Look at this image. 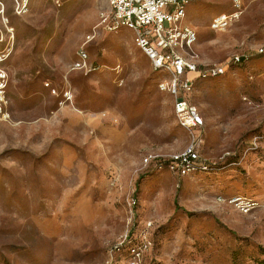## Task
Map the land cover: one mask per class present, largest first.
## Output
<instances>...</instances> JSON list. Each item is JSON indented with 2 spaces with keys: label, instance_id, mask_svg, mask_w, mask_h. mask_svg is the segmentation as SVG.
I'll list each match as a JSON object with an SVG mask.
<instances>
[{
  "label": "rangeland",
  "instance_id": "obj_1",
  "mask_svg": "<svg viewBox=\"0 0 264 264\" xmlns=\"http://www.w3.org/2000/svg\"><path fill=\"white\" fill-rule=\"evenodd\" d=\"M13 5L0 0V264H125L113 246L148 221L139 264L264 260V151L243 152L264 129V54L255 53L264 45V0H241L224 31L210 21L232 0L186 7L198 61L222 71L186 95L204 120L198 152L215 169L180 178L141 162L146 153L181 152L191 136L159 87L167 76L151 70L131 30L99 24L106 0H29L21 14ZM81 46L98 70L69 68ZM243 53L248 59L232 63ZM218 196L259 205L243 213Z\"/></svg>",
  "mask_w": 264,
  "mask_h": 264
},
{
  "label": "built area",
  "instance_id": "obj_2",
  "mask_svg": "<svg viewBox=\"0 0 264 264\" xmlns=\"http://www.w3.org/2000/svg\"><path fill=\"white\" fill-rule=\"evenodd\" d=\"M29 0H13L16 14L26 10ZM192 0H106L108 11L100 16L99 24L108 31L125 27L131 30L134 45L147 58L151 70L164 73L167 77L159 83L173 98V113L179 126L191 136L190 144L181 152L169 156L146 153L141 162L144 166L151 164L154 168L165 169L176 177L189 174L208 173L215 169V162L198 152L197 145L202 139L204 120L197 108L186 95L190 93L196 80L218 76L222 67L217 64H204L198 61L193 47L197 39L196 30L185 23L186 7ZM241 0H232V10L216 14L210 21V29L224 31L232 21L238 18ZM94 32L85 35L83 45L89 42ZM2 38L0 37V42ZM5 50V49H4ZM0 49V62L7 52ZM256 54H264V45L258 46ZM248 54H234L232 63L240 64L248 59ZM71 70L84 74L98 70L99 66L88 61L85 48L76 50L75 58L69 65ZM6 73L0 66V116L3 113L4 87ZM63 95L66 97L65 92ZM69 97H66V99ZM264 151V129L253 134L247 141L244 156L247 153ZM243 156V157H244ZM219 201H228L243 213L256 208L259 204L251 197L231 196ZM136 204L134 197L130 198V207ZM150 221L141 230L125 233L113 246L114 251L123 250L126 255L125 264H139L143 252L149 247L146 229ZM250 264H259L251 262Z\"/></svg>",
  "mask_w": 264,
  "mask_h": 264
},
{
  "label": "trees",
  "instance_id": "obj_3",
  "mask_svg": "<svg viewBox=\"0 0 264 264\" xmlns=\"http://www.w3.org/2000/svg\"><path fill=\"white\" fill-rule=\"evenodd\" d=\"M255 262V261H254ZM259 264H264V260L260 261V262H257Z\"/></svg>",
  "mask_w": 264,
  "mask_h": 264
},
{
  "label": "bare ground",
  "instance_id": "obj_4",
  "mask_svg": "<svg viewBox=\"0 0 264 264\" xmlns=\"http://www.w3.org/2000/svg\"><path fill=\"white\" fill-rule=\"evenodd\" d=\"M2 9H3V5H2Z\"/></svg>",
  "mask_w": 264,
  "mask_h": 264
},
{
  "label": "crops",
  "instance_id": "obj_5",
  "mask_svg": "<svg viewBox=\"0 0 264 264\" xmlns=\"http://www.w3.org/2000/svg\"><path fill=\"white\" fill-rule=\"evenodd\" d=\"M74 60V59H73Z\"/></svg>",
  "mask_w": 264,
  "mask_h": 264
}]
</instances>
